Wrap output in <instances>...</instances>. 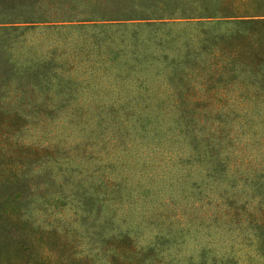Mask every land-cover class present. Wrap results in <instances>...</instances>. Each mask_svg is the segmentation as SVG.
<instances>
[{
  "label": "trees",
  "instance_id": "obj_1",
  "mask_svg": "<svg viewBox=\"0 0 264 264\" xmlns=\"http://www.w3.org/2000/svg\"><path fill=\"white\" fill-rule=\"evenodd\" d=\"M235 1L0 0V227L18 231L21 249L40 238L39 264H264V221L247 234L249 261L236 255L249 242H188L200 237L204 191L215 206L217 186L231 208L235 171L243 193L264 190V169L244 155L233 168L229 103L236 72L264 82V0ZM36 28L40 44L26 37ZM205 51L218 106L203 110L188 82ZM181 201L192 217L170 211ZM39 210L52 227L37 228ZM58 226L85 239L88 261L76 249L52 262Z\"/></svg>",
  "mask_w": 264,
  "mask_h": 264
},
{
  "label": "rangeland",
  "instance_id": "obj_2",
  "mask_svg": "<svg viewBox=\"0 0 264 264\" xmlns=\"http://www.w3.org/2000/svg\"><path fill=\"white\" fill-rule=\"evenodd\" d=\"M235 2L240 5V2H249V0H237ZM103 28L107 29L106 33L109 34L113 31H118L115 27ZM205 29L210 31L207 27ZM78 32V30H72L70 35L73 37ZM44 33H46V31L36 28L29 31L26 34V37L27 39H30L29 41L33 40L36 41V44L37 42L40 44V39ZM262 37L263 38L259 41L264 44V33H262ZM240 43L242 44L243 41ZM261 49L264 50V46L261 47ZM40 50L43 51V49L34 47L31 52H40ZM236 55L239 56L240 54L238 53ZM207 57L209 59L207 51L200 53V60L202 64V68L199 73L200 79L198 82H188V85L191 87V101L197 100V102H202L203 110H205L207 101L209 100L210 102V99H213V107L216 108L218 106L216 99L213 98V96H210V93H208L209 91L205 89V84L207 82L206 75H208L209 71L212 73L213 78H216L218 74L217 68L206 72L207 68L205 63L207 62ZM229 82H232L230 91L231 99L229 100V103H231V109L233 111V168L239 167L240 170L243 169L240 165V161L244 159L242 158L244 155L247 159L245 162L249 166V169H255V172H260V170L264 169V89L261 87L259 88V85L260 83L263 85L264 82H254L253 84L252 78L250 77L248 79L247 72L244 71L236 72V75L230 79ZM234 178L235 183L231 187V194L235 202L231 208H227V206L224 205V202H222L218 195L219 189L217 186L214 187L213 192L208 193L215 198V206H212L210 205V202L207 203V201H205L204 196H206V192L204 191L205 194L202 199L197 202L199 207L196 211L200 221V232L198 233V235L200 234V237L195 241L192 237H190V239L188 238V242L190 243V246H194L193 244L198 241L199 246L202 247L208 245L209 241H213L216 245L225 243L226 245L231 244L235 248H241L244 244L243 242H249V248H246L245 250H238L236 254L238 258H241V260L249 261L252 259L251 254L255 257L253 244L256 241L252 239L250 240L247 234L252 233L250 227L254 222L264 221V190H262L263 195L259 193L257 194L254 187L249 185L245 187L247 192L243 193L239 171H235ZM249 181H251V179ZM260 181L264 182V176L260 178ZM241 201H245L243 212L240 211L238 207V204ZM181 202L176 203L175 205L170 204V211H174L176 216H178L181 220L188 218L189 214V217H192L193 208L188 204H185L184 201ZM212 212L215 216H217L215 221L210 218ZM64 213L66 216H69L71 211L69 209H64ZM55 216H58V214L55 213ZM51 218L52 215L48 217L47 215L40 214L39 210L35 216L36 224L38 226L37 228H40V226H43L46 229L52 227L49 226V220ZM225 220L230 221L228 225L230 229L227 232L225 229L228 227ZM247 225L249 226L246 229L244 226ZM33 230L35 232V228ZM38 233L40 235L39 231ZM55 237V245L49 244L54 248L47 254L52 259V262L58 259L57 257L61 254V251L63 252L64 259L67 258L68 260L74 261L73 258L75 257L73 254L76 249L82 251L79 253L81 261H88L89 257L83 256L85 252L87 253V243L85 242V239L83 240L82 238V242L80 241L79 244L76 245L77 236L71 231V228L65 232L63 227L58 226L52 240H54ZM19 238L21 237L16 229H11L9 232L8 229L0 227V254H2L0 256V264H39L38 261L40 259L41 249L40 238L37 239L36 242L34 239L31 240L28 247L29 250H26V248L21 249V245H19ZM218 249L223 250L224 248L218 247ZM37 253H39V259L36 256ZM68 263L72 264L71 261Z\"/></svg>",
  "mask_w": 264,
  "mask_h": 264
}]
</instances>
